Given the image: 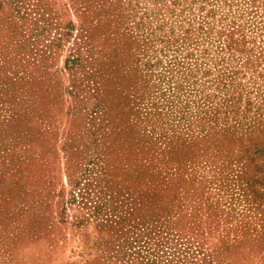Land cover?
Instances as JSON below:
<instances>
[{
    "label": "trees",
    "instance_id": "16d2710c",
    "mask_svg": "<svg viewBox=\"0 0 264 264\" xmlns=\"http://www.w3.org/2000/svg\"><path fill=\"white\" fill-rule=\"evenodd\" d=\"M218 1L220 0H201L197 8L198 16L182 20L188 28L180 32L181 38L177 39L189 44L193 36H196L193 33L195 25L200 35L210 38L216 12L213 2ZM129 2L131 0H0L2 38L17 46L15 52L8 56L5 46L0 45V111L3 112L0 118V222L8 221L9 204L15 209L12 202H23L29 195L26 184H21L20 178H17L19 182L13 183L14 180L11 179V190L5 184L10 181L9 177L19 175L21 168L27 164V156L20 155L21 152L26 153V147L21 151L17 145L31 135L27 122L37 117V113H30L35 96L54 88L51 87V75H48L46 65L66 52L68 93L73 101L78 102L71 109L76 116L83 111L82 116L89 119L85 126L90 127L86 130L92 129L88 142L94 147V155L86 162L92 168L88 170L85 167V170H80L77 174V178H69L72 181L70 203L89 211L86 221L94 224L97 234L89 244L87 242L85 251L82 250L78 256L82 259L84 256L90 258L86 264H187L189 261L183 254L191 252L174 247L179 242V236L175 240L172 237L175 229H166V226L150 228L145 225L149 222L142 218L143 210L152 204L147 200V193L135 194L129 188L127 195L131 196L130 201L121 195L123 199L116 197L107 205L101 198L103 195L108 199L113 198L111 192L101 195V191H95L94 188L99 184L100 178H103V173L106 174L105 156L108 164L110 158L117 155L121 165L129 166L128 156L145 147L148 149V159L141 163H148L130 168L129 172L134 179L129 177L128 180L134 182L133 186L136 188L148 185L144 188L151 192L152 197L164 192L167 185L156 191L151 180L145 178L144 172L152 171L154 176L168 182L175 178L172 176L174 172L178 174V168L191 167L196 153L203 152V146L198 145L200 142L195 144L192 141L191 137L196 132H192L191 128L198 127L197 132L202 133V140H208L206 129H211V125L215 123L214 117L225 106L226 100L222 98L228 95L226 88L234 84L237 75L241 73V70L232 68V61L237 60L240 67L249 66L252 59L248 51L251 50L245 51L243 47L247 38L241 34V26L236 27L234 22L229 21L220 24L221 30L216 32L219 37L212 53L206 48L199 58H193L192 52L178 57L176 51L170 49L174 46L172 40L177 42L170 35L174 33L173 22L170 20L173 15L180 18L178 13L181 11L177 8L180 0H146L161 17L156 20L150 18L148 10L144 12V19L143 16L138 17L136 6L127 11ZM243 2L250 8L264 7V0ZM162 10L164 14L159 13ZM69 13L75 15L76 22L68 19ZM222 20L220 17L219 21ZM212 39H208V45L214 42ZM149 41L161 44L162 50L168 48L175 55L170 59V68L174 72L169 79L175 80L178 77L180 83L187 86L185 94L181 93L184 100L176 93L177 87L183 85L180 84L171 86L167 93L164 91V102L158 104L150 101L154 99L152 94L156 86L147 80V70L151 74L154 64L147 60L144 64L141 62L147 54ZM239 53L246 55L245 61L237 55ZM191 59L193 61L189 63L187 60ZM167 73L170 75L168 71ZM180 90H183L182 87ZM55 96L57 98L60 95ZM24 100V111L20 113L17 110ZM244 104L246 107L238 120L241 126L247 125L241 121L254 108L250 99ZM194 107L196 111H193ZM235 112L238 113L239 110ZM255 112L259 113L257 109ZM130 117L133 120H129ZM104 132L117 135L121 133L123 141H127L124 144L127 152L117 154L120 151L117 142L105 144L102 140ZM131 133L132 136L136 135L130 137ZM220 140L221 138L211 140L214 141V148L228 153L226 142ZM156 146H162V151H156ZM71 151L70 157L76 155ZM154 159L163 164L166 170H158ZM94 169L99 171L94 172ZM111 169V178L118 177V173ZM86 174L88 177L85 180L83 176ZM83 180L85 183L80 186ZM192 181L182 178L179 171L175 186L180 195L184 194L183 191L188 194L194 192ZM241 181V188H246L248 182L244 179ZM132 201L135 202L134 208ZM210 208L207 207V210ZM134 210H141L137 219L134 213L131 214ZM50 212L51 201L41 203L38 212L32 216L34 229L44 228L45 222L49 221ZM171 213L168 204L163 203L155 212L158 219L156 221L163 216L170 219ZM21 216L22 214L19 217ZM174 241L176 244H173ZM189 264L196 263L190 261Z\"/></svg>",
    "mask_w": 264,
    "mask_h": 264
},
{
    "label": "rangeland",
    "instance_id": "374dc122",
    "mask_svg": "<svg viewBox=\"0 0 264 264\" xmlns=\"http://www.w3.org/2000/svg\"><path fill=\"white\" fill-rule=\"evenodd\" d=\"M200 3L201 0H180V6L177 7L181 11L178 13L180 18H176L175 15L172 19L170 18L174 28V33L170 35L172 39L177 40V42L172 40L174 46L170 48L171 51H176L178 57L192 52L193 58L201 57L200 53H204L206 48L209 53H212L219 37V33L216 32L221 30L220 24L230 21L234 22L236 27L241 26L240 32L247 38L243 47L245 51L251 50L248 51V55L252 60L249 66L242 65L241 67L237 60L232 61V68L241 70V73L237 75L236 82L226 88L228 95L222 98L226 100L225 106L220 108L219 114L214 117L213 123H215L211 125V129H206L208 140H202L200 136L202 133L197 132L198 127L191 128L192 132L193 130L196 132L191 139L195 144L200 142L198 145L203 146V152L196 153L191 167L178 169L182 178L193 180L191 183L194 186L192 187L194 192L188 194L183 191L185 195H180L179 189L175 186L179 175L178 170V174L174 172L172 175L175 178L168 182L154 176L152 171L144 172L145 178L151 180L156 191H160L164 188L163 185H167L164 192L155 194V197L151 196V192L145 191L144 187L148 185L134 187L135 183L128 180L129 177L134 179L129 170L133 166L148 163H141L146 158L148 159V149L145 147L135 151L134 155L128 156L129 166L121 165L117 155H113L108 164L107 156H105L106 174L103 173V178H100L94 190H100L101 195L111 192L113 198L108 199L109 197L104 195L101 198V201L107 205L116 197L119 200L124 198L130 201L131 196L127 195L129 188L135 194L147 193L145 194L147 200L152 204L143 210L142 218L149 222L145 225L150 228L166 226V229H175L174 232L171 231L172 237L175 240L179 236V242L174 247L181 251L190 250L191 254H183L189 262L196 264H264V7L250 8L248 5L245 6L243 0L213 2L216 5L215 22L212 26L211 37L208 39L213 38L214 42L208 45L209 40L204 34L200 35L197 32L195 25L193 33L196 36H193L189 44L182 43L177 38H181L179 37L180 32L188 28L182 20L185 17L186 19L197 17L199 14L197 8ZM129 4L127 11L136 6L138 17L143 16L144 19V12L148 10L151 19L161 18L157 10L146 0H137V2L131 0ZM159 13L164 14L163 10ZM67 16L72 22H76L73 13ZM220 17L224 21H219ZM2 35L0 31V45L5 46L6 55L9 56L15 52L17 46L7 41L6 38H2ZM153 43L149 41L147 54L141 61L142 64L146 63V60L154 64V71L151 74L147 70V80L156 86L152 94L154 99L150 101L158 104L161 101L164 102V91L167 93L169 88L180 84L183 85L177 87L176 93L178 92L184 100L181 93L185 94L187 86L180 83L181 80L178 77L175 80L169 79L174 72L170 68V59L172 60L175 55L168 48V51L165 48L162 50L161 44ZM191 43L194 44L191 45ZM237 55L245 61L246 55L240 53ZM66 56L67 53L62 52L57 58L45 64L48 75H51L49 79L51 87L54 88L35 96L30 113L31 115L37 113V117L27 122L32 136L23 139L24 142L17 145L21 151L26 147V153L21 152L20 155H26L28 161L26 166L21 168L20 174L14 178L9 177L10 181H7L5 185L8 190H11L12 183L20 178L21 184H26L29 195L23 202L11 201L15 209L9 204L8 221L1 220L0 222V264H86L85 262L90 259L87 256L82 259L78 255L82 250L85 251L87 242L89 244L97 234L93 228L94 224L86 221L89 211L70 203L72 181L69 178L72 179L73 176L77 178V174L80 170H85V167L88 170L92 168L86 164L94 155V147L88 142L89 132H92V129L86 130L90 128L85 126L89 119L82 116L83 111L76 116L71 109L77 106L78 102L73 101L68 93ZM252 56L256 58L253 59ZM187 61L192 63L193 59ZM23 63L26 64L25 61ZM55 94L60 95V98H56ZM79 99H81L80 96ZM240 99L241 103H239ZM247 99L253 102L254 108L241 121V123L246 122L247 125L241 126L240 123L238 124L239 115L246 107L244 103ZM25 102L26 100L20 104L18 112L23 113ZM256 109L259 113L255 112ZM237 110H239L238 113L235 112ZM193 111H196L195 107ZM2 114L3 112L0 111V118ZM129 120H133V117ZM104 134L102 140L105 144H108L106 142L118 143L120 151L117 154H121V151L127 152L124 145L127 141H123L121 133L117 135L104 132ZM196 137L198 139H195ZM218 138L226 142L228 153L214 148L212 143L214 141L211 140ZM77 146L78 150L75 148ZM162 149V146H156V151L159 152ZM70 150L76 155L70 157ZM154 164L158 170H166L163 164L156 159H154ZM111 168L118 173V177L111 178ZM96 171L99 170L94 169V172ZM86 177H88L87 174L83 176L84 179ZM11 179L14 180L12 183ZM241 179L248 182L246 188H241ZM85 180L80 186L85 183ZM49 192H51L50 195H48ZM75 192L77 193L78 190ZM121 195L124 197L121 198ZM48 200L51 201L49 221L45 222L44 228L34 229L33 222H31L32 216L38 212L41 203ZM163 203L168 204V208L172 210L170 219L163 216L161 220L156 221L158 219L155 217V212ZM125 204L126 201H124ZM131 204L134 208L135 202L132 201ZM207 207H211L210 210H207ZM139 211L141 210L131 212V214L134 213L135 219L140 216ZM21 214L22 216L19 217ZM173 244H176V241Z\"/></svg>",
    "mask_w": 264,
    "mask_h": 264
}]
</instances>
